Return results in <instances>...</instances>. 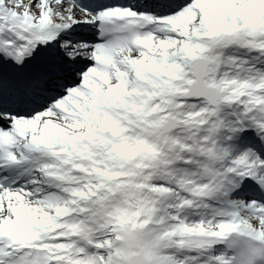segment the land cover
I'll list each match as a JSON object with an SVG mask.
<instances>
[{
    "label": "snow or ice",
    "instance_id": "snow-or-ice-1",
    "mask_svg": "<svg viewBox=\"0 0 264 264\" xmlns=\"http://www.w3.org/2000/svg\"><path fill=\"white\" fill-rule=\"evenodd\" d=\"M0 264H264V0H0Z\"/></svg>",
    "mask_w": 264,
    "mask_h": 264
}]
</instances>
